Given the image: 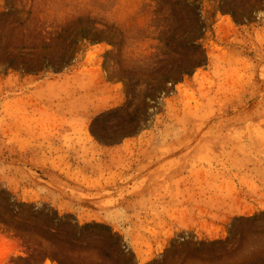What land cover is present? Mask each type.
Listing matches in <instances>:
<instances>
[{"label": "rangeland", "instance_id": "1", "mask_svg": "<svg viewBox=\"0 0 264 264\" xmlns=\"http://www.w3.org/2000/svg\"><path fill=\"white\" fill-rule=\"evenodd\" d=\"M7 242V264H264V0H0Z\"/></svg>", "mask_w": 264, "mask_h": 264}, {"label": "crops", "instance_id": "2", "mask_svg": "<svg viewBox=\"0 0 264 264\" xmlns=\"http://www.w3.org/2000/svg\"><path fill=\"white\" fill-rule=\"evenodd\" d=\"M22 255V251L19 246L16 248L13 244L7 242L4 246L0 243V264H7L11 258Z\"/></svg>", "mask_w": 264, "mask_h": 264}, {"label": "trees", "instance_id": "3", "mask_svg": "<svg viewBox=\"0 0 264 264\" xmlns=\"http://www.w3.org/2000/svg\"><path fill=\"white\" fill-rule=\"evenodd\" d=\"M184 74H190V72L184 71V72H182V75H184Z\"/></svg>", "mask_w": 264, "mask_h": 264}]
</instances>
